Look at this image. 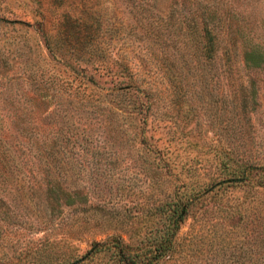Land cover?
<instances>
[{
    "label": "rangeland",
    "instance_id": "374dc122",
    "mask_svg": "<svg viewBox=\"0 0 264 264\" xmlns=\"http://www.w3.org/2000/svg\"><path fill=\"white\" fill-rule=\"evenodd\" d=\"M147 1L0 0V264L146 245L174 197L163 264L263 257L264 0H218L209 63L175 28L187 0L167 18Z\"/></svg>",
    "mask_w": 264,
    "mask_h": 264
},
{
    "label": "trees",
    "instance_id": "16d2710c",
    "mask_svg": "<svg viewBox=\"0 0 264 264\" xmlns=\"http://www.w3.org/2000/svg\"><path fill=\"white\" fill-rule=\"evenodd\" d=\"M149 1L151 2H144L142 6L144 9L156 11L155 15L163 18L172 15L174 11V2L172 0H162V2L160 0ZM157 1L160 3H157ZM155 2L156 5L154 4ZM187 3L186 12L176 18L175 28L186 35L189 44L192 46L193 56L197 60H201V62L209 63L215 55L217 42L215 29L217 26L224 24L220 22L225 16L222 14L218 0H187ZM17 22L29 24L20 20ZM38 26H40V23H38ZM40 29L41 31L43 30L41 26ZM48 38L47 35H42L44 46L49 52H52ZM117 63L120 64L122 69H126L124 61H117ZM171 204L172 207L166 217L168 227L157 240L143 246L131 247L118 236H111L100 241H93L80 256L67 264H83L86 260L100 253H108L112 259L110 264H163L167 259H172L178 251V244L175 242L174 237L177 233L179 222L184 217V205L186 202L174 197ZM262 256H258L255 261H251V264H264V255Z\"/></svg>",
    "mask_w": 264,
    "mask_h": 264
}]
</instances>
